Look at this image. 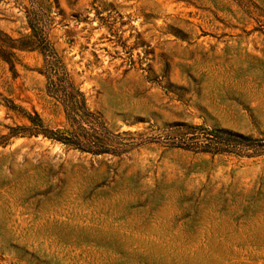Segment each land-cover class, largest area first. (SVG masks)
Returning a JSON list of instances; mask_svg holds the SVG:
<instances>
[{
  "label": "rangeland",
  "instance_id": "374dc122",
  "mask_svg": "<svg viewBox=\"0 0 264 264\" xmlns=\"http://www.w3.org/2000/svg\"><path fill=\"white\" fill-rule=\"evenodd\" d=\"M0 264H264V0H0Z\"/></svg>",
  "mask_w": 264,
  "mask_h": 264
}]
</instances>
